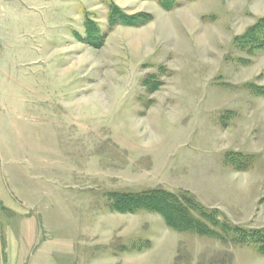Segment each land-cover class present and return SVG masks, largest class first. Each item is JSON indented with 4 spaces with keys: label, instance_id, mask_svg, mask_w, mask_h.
<instances>
[{
    "label": "rangeland",
    "instance_id": "1",
    "mask_svg": "<svg viewBox=\"0 0 264 264\" xmlns=\"http://www.w3.org/2000/svg\"><path fill=\"white\" fill-rule=\"evenodd\" d=\"M109 2L151 18L109 31ZM86 16L100 43L78 38ZM262 17L264 0H0V264H264L106 196L186 191L264 227V53L233 45Z\"/></svg>",
    "mask_w": 264,
    "mask_h": 264
},
{
    "label": "trees",
    "instance_id": "2",
    "mask_svg": "<svg viewBox=\"0 0 264 264\" xmlns=\"http://www.w3.org/2000/svg\"><path fill=\"white\" fill-rule=\"evenodd\" d=\"M158 3L165 11L176 7V0H158ZM107 6V28L109 31L117 26H142L151 18L150 15H127L112 2H109ZM84 28V36H78L80 40L91 44L101 42L104 36L97 24L88 16L85 17ZM233 45L236 49L251 56L257 52L264 53V17L258 19L244 34L237 36ZM248 89L255 95L264 97V86L249 84ZM225 162L233 170L244 172L253 166L255 156L242 152H229L225 155ZM106 196L111 212L120 214L155 213L163 219L168 229L177 233H190L222 244L230 243L240 247L253 248L257 254L264 256V227L246 228L235 225L218 210L209 209L200 204L186 191L174 192L155 188L141 192H109Z\"/></svg>",
    "mask_w": 264,
    "mask_h": 264
},
{
    "label": "crops",
    "instance_id": "3",
    "mask_svg": "<svg viewBox=\"0 0 264 264\" xmlns=\"http://www.w3.org/2000/svg\"><path fill=\"white\" fill-rule=\"evenodd\" d=\"M93 229V228H92ZM98 230V227L96 228ZM97 234V233H96ZM87 236H89V233L86 234ZM92 235H93V232H92Z\"/></svg>",
    "mask_w": 264,
    "mask_h": 264
}]
</instances>
